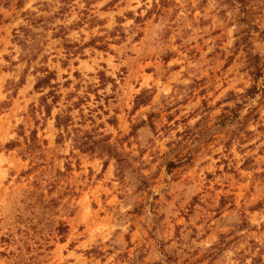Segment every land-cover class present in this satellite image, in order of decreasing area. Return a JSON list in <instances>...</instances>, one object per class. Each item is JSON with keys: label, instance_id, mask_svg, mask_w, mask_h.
<instances>
[{"label": "rangeland", "instance_id": "rangeland-1", "mask_svg": "<svg viewBox=\"0 0 264 264\" xmlns=\"http://www.w3.org/2000/svg\"><path fill=\"white\" fill-rule=\"evenodd\" d=\"M88 1L0 0V264H264V65L254 78L245 52L264 64V0L244 21L229 0L160 16L157 0ZM60 24L82 46L68 57ZM41 66L61 83L50 116ZM68 93L70 129L109 135L118 157L58 138Z\"/></svg>", "mask_w": 264, "mask_h": 264}, {"label": "trees", "instance_id": "trees-1", "mask_svg": "<svg viewBox=\"0 0 264 264\" xmlns=\"http://www.w3.org/2000/svg\"><path fill=\"white\" fill-rule=\"evenodd\" d=\"M84 1L87 4L89 3L88 0H84ZM229 1L239 2L240 8L242 9V13H240L238 17H239V20L244 21L246 19L245 0H229ZM171 2H172L171 0H157V2L153 3V8H154L153 10H155L158 16H160V14L162 13V8L164 10V7H167L168 4ZM68 3H69V0H61V5L59 6V10L57 11L56 14L63 13L64 10L67 8ZM87 8L88 6H86L82 10L81 13L88 15L89 17V18L87 17L88 21L97 20L96 16H94L92 13H89L87 11ZM31 13H33V16L35 15L34 12H31ZM53 17L54 16H49V17L40 16L38 18L33 17V19L31 18V20L29 18L27 19L29 21V26H32L33 24H38L39 22L43 23L42 28L46 31L52 25L51 20ZM83 17H86V16H83ZM139 17L140 16H137L135 19H138ZM248 25H251V24H248ZM29 26L28 25L22 26L21 31L25 30V31L31 32L32 30H31V27ZM67 28H68L67 26H63L62 24L56 25L52 28L54 31H56L53 33V36L60 37L62 39V45L64 46L66 57L77 52V50H75V47L82 48V46H78V44H71L69 40L65 38ZM26 34L27 33H23V35L21 36V34L18 33L16 34L15 37L25 46V49L27 50V53H25V55L27 56V58L33 59L34 57H36V52L35 50L34 51L32 50L35 48V45L32 46V44L33 43L36 44V39L33 36L32 37L29 36V38L23 37ZM96 39L101 41L99 42L98 47L104 48L105 42H103V38L97 37ZM96 39H93V40L95 41ZM246 39H248L247 36H244V34H242L241 37L239 38V45H243L247 48V43H245ZM245 52L247 55L249 67L254 69L253 71H251V73L253 74L255 78L257 75H259V73L262 72V69H263L262 67L264 64L260 62L259 54H257L256 52H253L252 48L245 49ZM37 72L39 74L36 76L34 89L37 90L38 92H42V94L39 96V106L43 108V111L47 113L48 116H50L51 109L56 103L59 102L62 96V92L60 89L61 83L57 81L55 70H50L46 66H41L39 68H36L35 73ZM99 78L101 79L102 83L104 82L103 79H106L104 74H100ZM68 82L69 81H66L65 83H62V84L66 85V83ZM73 97H78V96L75 93H68L66 95V100H65L66 102L64 103L65 107L61 108L60 111L54 116L55 127L60 130V132L58 133V138L59 139L62 138L63 133L65 132L71 138L74 148H77L83 151H87V150L96 151L101 155L105 154L108 156H113L115 158L118 157L117 152L113 150V146L109 142V138H110L109 135H103L102 133L98 135L91 134L90 132L84 131L83 129L77 128V127H72L70 129V124L72 123V120H73L72 119L73 116L71 112L74 108L80 109L79 105L82 102L81 97H78L77 100L75 101H71V98ZM138 98L139 96H137V100ZM67 103H69V105H67ZM140 103L142 102L138 101V104ZM117 160H120V158H117ZM63 227L65 226L59 227L58 228L59 231H62V229H64Z\"/></svg>", "mask_w": 264, "mask_h": 264}]
</instances>
